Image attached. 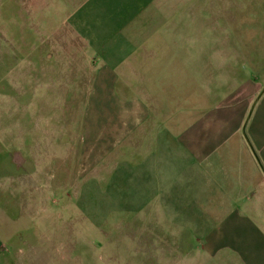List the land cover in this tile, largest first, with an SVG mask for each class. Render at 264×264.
<instances>
[{
	"label": "crops",
	"instance_id": "crops-1",
	"mask_svg": "<svg viewBox=\"0 0 264 264\" xmlns=\"http://www.w3.org/2000/svg\"><path fill=\"white\" fill-rule=\"evenodd\" d=\"M151 2L78 29L100 46L95 94L79 119L62 112L29 129L21 120L18 154L0 151V189L7 179L41 193L67 188L77 157L83 182L146 190L138 206H181L163 217L148 210L146 229L133 232L140 245L116 253L120 264H173L188 226L192 249L212 264H264V0L252 11L229 0L221 12L234 20L212 22L209 39L197 35L202 23L191 37L185 23L165 20L167 4ZM236 13L251 17L236 22ZM18 202L0 193V264L29 249L36 213ZM45 248L34 246L30 264H51Z\"/></svg>",
	"mask_w": 264,
	"mask_h": 264
},
{
	"label": "rangeland",
	"instance_id": "rangeland-1",
	"mask_svg": "<svg viewBox=\"0 0 264 264\" xmlns=\"http://www.w3.org/2000/svg\"><path fill=\"white\" fill-rule=\"evenodd\" d=\"M151 1L161 10L167 4L165 20L185 23L191 37L195 34L194 24L202 23L197 35L209 39L212 22L234 20V13L227 17L221 12L230 8L229 0ZM245 4L252 11L259 0H245ZM134 5L136 0H0V151L5 148L11 156L18 154L21 120H27L24 127L29 129L35 128L30 122L61 116L62 112L63 117H82L83 101L95 94L91 84L100 66V46L84 42L89 33L82 34L78 29L85 26L98 30V22L116 12L123 14ZM246 16L251 17V13H236L235 21L246 20ZM67 38L75 44H64ZM79 161L76 157L70 176L74 184L69 182L64 189H45L41 193L33 186L14 188L16 183L4 181L8 188L3 185L0 193L16 198L21 206L32 207L37 218L30 228L32 234L26 236L29 249L12 252L13 264H30L35 245L46 247L41 256H53L51 264H120L116 253L125 255L126 250L140 245V237H134L137 234L133 232L146 229L147 222L140 219L148 210L155 209L157 216L163 217V212L174 215L181 207L138 206L139 198L146 201V190H121L113 183L96 180L83 182ZM182 233L181 252L172 256L173 264H212L209 254L192 249L198 235H191L189 226ZM112 255L114 258H110Z\"/></svg>",
	"mask_w": 264,
	"mask_h": 264
}]
</instances>
